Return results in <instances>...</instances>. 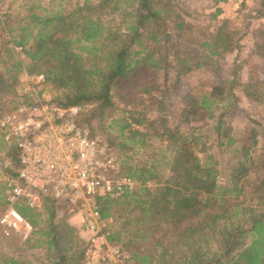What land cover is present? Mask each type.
Masks as SVG:
<instances>
[{"label":"trees","instance_id":"obj_1","mask_svg":"<svg viewBox=\"0 0 264 264\" xmlns=\"http://www.w3.org/2000/svg\"><path fill=\"white\" fill-rule=\"evenodd\" d=\"M221 1L226 0H215ZM255 2L241 31L229 19H219L221 7L205 23L180 0H84L52 10L30 0L23 14L0 15L1 65H7L4 52L13 62L0 70V94L23 92L19 75L24 71L43 74L48 86L60 91L50 103L83 107L78 126L92 136L105 134L108 148L126 157L123 166L139 186L118 199L101 198L100 213L117 225L108 240L120 245L127 264H264V175L258 173L264 170V122H255L249 137L233 147L237 138L227 121L240 108L237 87L264 103V69L245 82L237 73L220 75L218 84L194 95L183 80L206 66L219 70V60L241 54L252 20H264V0ZM120 5L121 24L106 27L103 17ZM11 44L22 49L25 61L14 58ZM252 48L264 60V24L253 32ZM172 95L180 101L176 111ZM118 104L124 108L114 118ZM174 113L179 121L171 127ZM208 121L219 145L240 156L230 166L228 182H220V161L206 148L210 135L196 125ZM113 127L117 135L109 131ZM154 138L160 145H152ZM0 146L15 164L1 169L14 177L19 150L4 136ZM151 148L156 153L150 163L137 159L138 151L126 153ZM6 204L0 183V212ZM43 207L37 212L21 204L17 210L30 225L24 242L45 253L46 261L12 256L0 257V264H81L87 245L78 231L61 218L52 197Z\"/></svg>","mask_w":264,"mask_h":264},{"label":"built area","instance_id":"obj_2","mask_svg":"<svg viewBox=\"0 0 264 264\" xmlns=\"http://www.w3.org/2000/svg\"><path fill=\"white\" fill-rule=\"evenodd\" d=\"M45 86L48 84L43 74L26 73L20 92L26 101H20L0 119L4 139L14 141L19 150L17 174L5 181L7 204L0 225L30 228L17 206L24 204L44 212V200L50 196L79 215L81 229L91 234L86 256L92 264L121 261L127 256L120 245L108 240L107 225L112 220L102 219L100 199H118L136 189L138 182L128 175L103 139L78 126L76 120L83 107L61 108L35 98L37 89Z\"/></svg>","mask_w":264,"mask_h":264},{"label":"rangeland","instance_id":"obj_3","mask_svg":"<svg viewBox=\"0 0 264 264\" xmlns=\"http://www.w3.org/2000/svg\"><path fill=\"white\" fill-rule=\"evenodd\" d=\"M84 0H40V4H42L45 7H48L49 10H52L53 8H57L58 6H67L69 8L74 7L77 3L82 4ZM92 2H96L97 0H90ZM185 8H187L193 15H199V17L205 20V23H209L207 16L210 12H213L216 7H221L223 9V13L220 15L219 19H229L231 22L230 26L234 28L237 31H241L245 29L247 26V23L249 21L250 14L252 15V9L255 5V0H246V6L242 7V1L245 2V0H226L216 3L215 0H180ZM30 2V0H0V15L5 13L6 11L12 12V14L16 15V12L21 11L22 14L25 13V3ZM206 15V17H205ZM124 18V13L122 12V6L108 14H106L103 17L104 24L109 27H117L121 24L122 20ZM202 20H198L196 22H202ZM262 24H264V20H252V23L250 25V33L247 35V37L243 40L245 43L244 48L240 51L241 54L237 56L235 59V56L237 53H233L232 55L223 58L218 61V64L220 65V69L217 70L216 67L213 66H206L202 69H198L185 77L184 80V86L189 89V93L193 95L198 93V91L204 92L206 90H210L213 86L218 84L220 75L224 78H232L234 77L235 73H237V77L240 78L242 82H245L249 75H255V76H261L263 69H264V60H260L259 57L253 54V48H252V38H253V32L255 29L260 27ZM12 46V44L10 45ZM14 58H19L22 60H26V56L21 48L14 47ZM16 56V57H15ZM3 60L7 61V65L2 64L0 61V70H5L6 67H11L12 65V59L10 56L7 55L6 52L3 53ZM239 65V66H237ZM26 72H22L19 75L20 81L23 82L25 79ZM237 93L240 95V102H239V110L234 113L231 118L228 117L227 121H229L231 127H232V135L237 138V143L234 144L233 147H236L237 145H240L246 138L250 135L251 127H256L255 122H264V103H259L252 101L251 99H248L242 92L241 88H236ZM36 97H39L41 100H45L48 102L53 101L56 97L60 95V91L54 90L50 86H45L41 90L37 89L36 91ZM35 94H33L34 96ZM27 97L22 96V93L19 94L18 91L15 92H6L4 95L0 94V119L6 115L7 113H10L17 105L20 103V101H26ZM29 100V98H28ZM171 103V100H168L166 102V105H169ZM172 109L176 111L177 108L180 107V101L179 98H176L174 95H172ZM119 108L114 115V118H117L121 115V109L124 108L123 104H118ZM174 111V112H175ZM150 116L156 117V114H152ZM178 116L174 113L169 116V124L171 127H176L178 124ZM110 124V120L107 122V125ZM196 125L202 126L200 131L202 133H208L210 135L209 139L206 142V148L209 152L213 153L215 157L220 161L219 168L221 169V175L219 177L220 182H228L229 180V173H230V166L233 165L240 156L238 152H233L232 150L226 148L225 146H220L219 142L215 140V136L211 134L212 129L211 125L212 122L208 121V124H204V122H199ZM82 128V127H81ZM86 129V128H83ZM88 130V129H86ZM117 128L113 127L109 131L112 132V134L117 135ZM89 131V130H88ZM3 134L0 130V145H1V138ZM96 137H100L105 141V143L108 146V142L106 139L105 134H102L98 132ZM248 141V145H253V141ZM152 145H160V142L157 138H154L151 141ZM261 145V144H260ZM132 145H128V149H130ZM260 148V146L258 145ZM232 148V147H231ZM110 152L117 158V160L123 165V161L126 159V157L120 153L117 148H109ZM139 152V154L136 156V158L141 159L143 161H150L155 158V155L153 153H156L155 150H152V148L148 150H130L126 151L128 154H133L135 152ZM154 151V152H153ZM238 155V156H236ZM264 159V153L261 159ZM260 159V158H259ZM13 160L9 158V156H5V154L1 150L0 146V183H4L9 178V175L5 173L1 167L4 166H10L14 167L15 164L12 162ZM124 167V166H123ZM125 170V168H124ZM126 171V170H125ZM259 175H264V170L258 171ZM256 175L251 174L249 178H255ZM153 185V184H152ZM6 207L0 212V215L4 212ZM60 210V216L63 219H66L67 223L72 227L75 228L76 231H78V238L81 239L85 245H87V248L85 249V254L81 260V264H92V261L87 258L86 251L88 250V240L91 237V234H88L87 232L83 231L80 227L81 222L79 219V215L76 213H71L68 205L65 203H61L59 205ZM107 227L109 229H115L117 228V225L114 224V221L108 223ZM29 229L26 227H19L16 228H10L5 225H0V257L8 259L12 256L16 257H33L39 259V261H46L47 257L46 254L43 253L40 250L31 249L29 245H27L24 240L26 236L29 234ZM7 233V234H6ZM75 240V237L72 236V240ZM118 245V244H117ZM75 248V247H73ZM99 258L101 254L99 253ZM90 260V261H89ZM93 264H127L124 259L117 262H95Z\"/></svg>","mask_w":264,"mask_h":264}]
</instances>
